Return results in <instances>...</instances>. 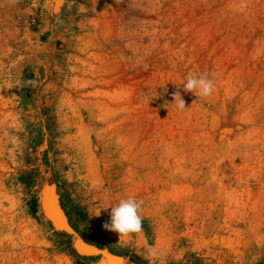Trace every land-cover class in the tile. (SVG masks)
<instances>
[{
  "label": "rangeland",
  "instance_id": "1",
  "mask_svg": "<svg viewBox=\"0 0 264 264\" xmlns=\"http://www.w3.org/2000/svg\"><path fill=\"white\" fill-rule=\"evenodd\" d=\"M43 177L84 238L141 262L264 264V0H0V264H100L40 218ZM127 196L142 231L119 237Z\"/></svg>",
  "mask_w": 264,
  "mask_h": 264
},
{
  "label": "clouds",
  "instance_id": "2",
  "mask_svg": "<svg viewBox=\"0 0 264 264\" xmlns=\"http://www.w3.org/2000/svg\"><path fill=\"white\" fill-rule=\"evenodd\" d=\"M181 87L185 93H193L201 98H207L213 94L215 83L207 73L199 75L188 73L185 83ZM173 100L177 109L184 110L186 108L180 91L173 93ZM142 204L143 202L134 196L119 199L110 207V220L103 224L104 229L118 233L119 237L140 233L142 231ZM163 255V252L156 246H149L145 249L144 259L148 260L149 264H156V261L161 260Z\"/></svg>",
  "mask_w": 264,
  "mask_h": 264
},
{
  "label": "water",
  "instance_id": "3",
  "mask_svg": "<svg viewBox=\"0 0 264 264\" xmlns=\"http://www.w3.org/2000/svg\"><path fill=\"white\" fill-rule=\"evenodd\" d=\"M41 186L44 187V189H50L49 190L50 192L51 190L55 189V187H57L56 189H57V192L59 193L58 185L56 184L54 179L51 177H44V181L41 184ZM59 196H60L61 206L63 207L62 209L65 211V215L67 217L68 222L65 221V218H63V216H62L63 218L62 222L58 220L57 214L59 212V208H57L56 205L54 204L57 210V214L54 211L55 209L51 210V202L48 201L49 199L47 195H46L47 199L45 200V206H46L45 213L48 216V219H50L49 221L51 225L56 224L62 229L64 234L67 233V234H70L71 236L73 235L76 237V241L74 242V244L72 241V250H73L74 257L76 259L81 260V261L99 262L101 257H105L106 264H147V263H144V262H141L135 259L134 257L128 254L116 252L105 244H98V243L91 242L87 240L86 238H84L78 232V230L74 227V225L71 223L70 217L62 204L60 193H59ZM55 235H59V234H55ZM59 236H65V235L61 234ZM71 236H69L70 238L69 237L68 238L72 240Z\"/></svg>",
  "mask_w": 264,
  "mask_h": 264
},
{
  "label": "bare ground",
  "instance_id": "4",
  "mask_svg": "<svg viewBox=\"0 0 264 264\" xmlns=\"http://www.w3.org/2000/svg\"><path fill=\"white\" fill-rule=\"evenodd\" d=\"M55 4H56V2H55ZM43 181H44V177L41 178V179L38 178L37 183L35 182V189L39 193V210H38L39 211V216H40V218L43 221H45L50 226V228H51L50 230H51L52 233L59 234V235L63 234L66 237H69L71 235L67 234V233L64 234V232L62 231V229L58 225H56V224L55 225H51V223L49 221L50 219H48V216L45 213L46 212L45 211V209H46L45 200L47 199L46 198V195H47V197L49 199L48 201L51 202V210L55 209L54 211L57 214V210L55 208V205H56L57 208H59L60 214H59V212L57 214L58 220L60 222H62L63 221L62 219L65 218V221L68 222L67 217L65 215V211L62 209L63 207L61 206L60 196H59V193L57 192V189H56L57 187H55V189L51 190V192H50L49 191L50 189H44V187L41 186ZM44 191H45V193H44ZM62 216H63V218H62ZM71 237H72V241H73V244H74V242L76 241V237L73 236V235ZM99 263L100 264H106V258L105 257H101L100 260H99Z\"/></svg>",
  "mask_w": 264,
  "mask_h": 264
}]
</instances>
